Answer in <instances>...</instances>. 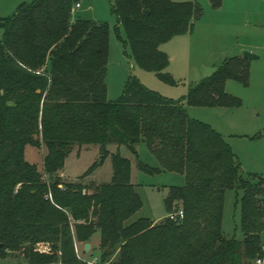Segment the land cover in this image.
<instances>
[{
	"label": "trees",
	"instance_id": "16d2710c",
	"mask_svg": "<svg viewBox=\"0 0 264 264\" xmlns=\"http://www.w3.org/2000/svg\"><path fill=\"white\" fill-rule=\"evenodd\" d=\"M217 9L222 0H210ZM79 0H36L2 20L0 41V253L27 264L80 262L78 243L100 234L101 264H256L264 257V176L241 175L230 145L208 124L191 119L184 103L128 79L122 97L109 99L106 74L110 28L73 18ZM138 66L165 74L169 57L162 44L193 30L203 17L196 2L112 0ZM250 80V61L227 58L210 77L190 87L186 104L238 107L225 86ZM146 144L162 171L185 177L171 187L162 222H130L143 202L132 181V162L111 153L126 146L138 158ZM27 146L46 147L43 171L26 160ZM99 146L111 156L108 184L64 182L60 172L75 147ZM243 193V240L223 231L228 190ZM183 212V217L170 216ZM91 252V251H90ZM88 252V253H90ZM21 255V256H20Z\"/></svg>",
	"mask_w": 264,
	"mask_h": 264
},
{
	"label": "rangeland",
	"instance_id": "374dc122",
	"mask_svg": "<svg viewBox=\"0 0 264 264\" xmlns=\"http://www.w3.org/2000/svg\"><path fill=\"white\" fill-rule=\"evenodd\" d=\"M36 0H0V41L3 39L2 20L11 19L24 4ZM174 2H196L203 10V17L195 22L192 31L172 38L161 45L160 50L170 60L165 71L174 84L163 80L155 72L146 71L138 66L131 55L124 28L119 24L113 11L112 0H79L82 7L74 10L73 18L95 21L110 28V56L106 74L109 99L119 100L130 77L138 79L148 89L160 95L183 102L187 115L194 120L208 124L224 138L241 165V175L264 176V0H222V5L215 9L210 0H173ZM256 45L255 53L259 57L250 67L248 85L236 80L226 83V92L240 101L238 107H194L186 104L190 87L199 84L213 75L223 64L230 48ZM243 52V53H244ZM229 53V54H228ZM242 53V55H243ZM228 55V56H227ZM244 58V57H243ZM259 66L254 69L255 64ZM111 153L120 155L132 162V178L136 191L140 195L143 207L130 220L148 218L162 222L169 217L165 200L171 187H181L185 177L180 173L162 171L148 174L142 171L139 162L152 168L161 164L149 147L141 143L137 146L138 158L122 146H109ZM46 147L41 149L27 146L25 157L29 163L36 164L43 171V158ZM101 158L99 146L75 147L66 160L65 169L60 172L64 182H80L84 185L108 184L113 177L111 156L95 172L82 176ZM67 168V169H66ZM243 193L228 190L225 196L223 231L227 238L243 240L241 224V198ZM179 218L180 212L175 214ZM100 234L93 236L90 253L85 252L84 243H78L76 252L80 259L77 264H87L100 257ZM21 256V255H20ZM264 260V257L261 258ZM0 264H27L22 258L12 255L3 257L0 253ZM55 264H64L59 260ZM258 264V263H256Z\"/></svg>",
	"mask_w": 264,
	"mask_h": 264
},
{
	"label": "crops",
	"instance_id": "0c3cea01",
	"mask_svg": "<svg viewBox=\"0 0 264 264\" xmlns=\"http://www.w3.org/2000/svg\"><path fill=\"white\" fill-rule=\"evenodd\" d=\"M248 48L251 52H253V53H255L258 49H256L257 47H256V45H246V44H243V45H241V46H239L238 48L236 47H232V48H230V50H229V53H232V54H235L233 57H243V55H242V53L244 52L243 50L245 49V48ZM228 53V54H229ZM228 56V55H227ZM227 58H229V57H227ZM226 58V59H227ZM231 58V57H230ZM257 60H259V59H257ZM250 61V67H252L253 68V61H255V60H249ZM258 64L256 63L255 64V66H254V69H257L259 66H257ZM112 101V100H111ZM67 169V168H66ZM132 181H133V178H132ZM92 247V246H91Z\"/></svg>",
	"mask_w": 264,
	"mask_h": 264
},
{
	"label": "built area",
	"instance_id": "2783aa9c",
	"mask_svg": "<svg viewBox=\"0 0 264 264\" xmlns=\"http://www.w3.org/2000/svg\"><path fill=\"white\" fill-rule=\"evenodd\" d=\"M81 7H82L81 3H77V4L75 5V7H74V10L79 9V8H81ZM180 216L183 217V212H180ZM170 217H171L172 219H175V218H176L175 214H174V215H171ZM257 263H258V264H264V260H263V259H259V260L257 261ZM87 264H101V263L99 262L98 259H95V260H93V261H91V262H89V263H87Z\"/></svg>",
	"mask_w": 264,
	"mask_h": 264
},
{
	"label": "water",
	"instance_id": "95a60500",
	"mask_svg": "<svg viewBox=\"0 0 264 264\" xmlns=\"http://www.w3.org/2000/svg\"><path fill=\"white\" fill-rule=\"evenodd\" d=\"M243 57L245 59H247V60H257V59H259L258 56L254 55V54H252L250 52H244L243 53ZM90 249H91V244H86L85 245V252L88 253L90 251Z\"/></svg>",
	"mask_w": 264,
	"mask_h": 264
}]
</instances>
